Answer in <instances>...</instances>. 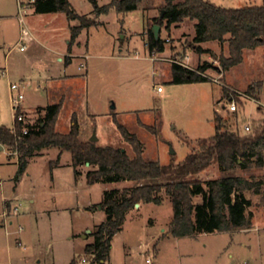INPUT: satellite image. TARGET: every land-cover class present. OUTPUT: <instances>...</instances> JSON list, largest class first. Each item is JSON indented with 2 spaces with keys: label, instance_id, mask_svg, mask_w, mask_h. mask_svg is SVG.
<instances>
[{
  "label": "rangeland",
  "instance_id": "374dc122",
  "mask_svg": "<svg viewBox=\"0 0 264 264\" xmlns=\"http://www.w3.org/2000/svg\"><path fill=\"white\" fill-rule=\"evenodd\" d=\"M20 1L21 8L19 0H0V126L14 129L13 98L19 93L24 96L21 112L33 128L42 123L47 107L62 102L57 132L68 133L75 117L82 140L95 136L99 146L120 148L133 157L116 118L139 139L146 161L168 165L182 162L202 141L210 142L216 133V113L226 129L242 135L253 132L263 118L264 47L245 50L243 62L221 76L219 57L229 55L228 43L209 41L198 51L193 42L195 21L186 19L170 30L166 22H156L164 0H152L144 11L122 15L111 10L100 17L94 16L90 0H69L78 15L96 20L97 25L79 36V56H61L59 61L55 49L61 48L63 37L69 34L66 19L52 25L49 17L36 15L29 0ZM96 1L104 6L111 0ZM208 1L233 9L263 4V0ZM154 26L164 41L165 55L148 51L149 31ZM173 61L193 70L209 64L206 76L210 81L173 84ZM258 81L263 82L259 101L239 96L237 111L231 113L226 92L236 100L234 91L245 94ZM12 85L18 90H12ZM71 162L69 152L44 150L16 182L17 155L7 147L0 151V264H70L71 260L77 264L83 258L89 264H125L129 256L133 264H264V199L261 202V197L250 192L249 211L255 218L249 230L175 238L170 234L171 201L163 194L162 205L145 204L129 215L124 231L114 237L111 260L95 262L85 253V246L93 243L96 227L105 220L101 209L105 191L121 192L135 184L80 181L75 185ZM91 169L79 168L81 172ZM228 175L213 164L183 180L206 186ZM232 175L264 176V168L238 169ZM16 207L17 215L10 216L5 225L2 214ZM159 250L157 260L154 255Z\"/></svg>",
  "mask_w": 264,
  "mask_h": 264
},
{
  "label": "trees",
  "instance_id": "16d2710c",
  "mask_svg": "<svg viewBox=\"0 0 264 264\" xmlns=\"http://www.w3.org/2000/svg\"><path fill=\"white\" fill-rule=\"evenodd\" d=\"M90 1L95 8L94 16L100 17L111 10L122 15L144 11V7L152 0H111L104 6H99L96 0ZM29 4L34 7L36 14L63 13L68 21L79 22V25L70 28L69 50L83 30L97 25L96 20L78 15L69 0H30ZM162 7L156 22H166L168 30L186 19L195 21L193 42L198 51H202L201 44L209 41L228 43L229 55L219 57L217 72L220 75L239 66L244 60L245 50L264 47V0L261 6L238 9L217 7L208 0H164ZM147 47L150 54L165 52L164 41L156 39L151 31ZM209 67V64L204 63L193 70L181 62L173 61L171 82H208L210 79L206 71ZM262 88L263 82H255L245 94L259 101ZM229 93L227 91L226 95L231 101L233 98ZM239 99L237 96L238 104ZM62 105L60 102L47 107L42 123L37 128L26 125L29 130L27 135L22 134L24 125L17 122L15 114L16 132L0 126V145L17 155L16 182L26 172L30 160L40 157L44 150L53 148L59 149L61 154H71L75 177L81 174L78 170L81 166L89 164L94 168L86 174L89 185L134 182L133 187L124 188L121 192L118 189L105 191L101 209L106 218L96 227L93 243L85 247V253L93 256L95 262L109 260L112 240L122 230L127 213L140 203L162 205L163 194L171 201L173 216L170 234L175 238L232 233L252 228L253 214L249 211L252 201L248 199L247 193L261 197L262 202L264 176L232 174L238 169L264 168V115L253 132L242 135L238 131L226 129L223 118L216 113V133L210 142L202 141L197 150L189 153L178 164L161 165L143 158V146L139 139L116 118L114 122L122 137L131 145L133 157L123 149L82 140L75 117L68 133L57 132L55 125ZM153 132L156 134L155 130ZM213 164H218L220 170L229 175L208 181L206 186L200 181L183 180L202 173ZM70 264H75V261Z\"/></svg>",
  "mask_w": 264,
  "mask_h": 264
},
{
  "label": "crops",
  "instance_id": "0c3cea01",
  "mask_svg": "<svg viewBox=\"0 0 264 264\" xmlns=\"http://www.w3.org/2000/svg\"><path fill=\"white\" fill-rule=\"evenodd\" d=\"M36 15H39V16H44V17H49V22H52V25H54V24H56V22H58V20L59 19H66V21H67V23H66V25L68 26V32H69V34L68 33H66L65 34V36L63 37V42H62V46H61V48H58V49H55V53H56V57L58 58V60L59 61H61L62 60V58H61V56H65V57H76V56H79V54H80V51H81V49H82V47H81V45L79 44L80 43V41H79V37L76 39L77 40V43H76V45L74 46V47H72L71 48V50H69V44H70V37H71V31H70V28L72 27V25H71V22L70 21H68V19H67V17L65 16V14H63V13H51V14H36ZM62 15H64L65 16V18L62 16ZM52 17V18H51ZM84 31V30H83ZM30 34H32L31 32H30ZM81 34H82V32H81ZM80 34V35H81ZM33 35V34H32ZM79 35V36H80ZM67 42V46H66V43ZM143 45H144V41H143ZM76 47H78V50H77V48ZM69 53V54H68ZM167 53V51L166 52H163V53H161V55H165ZM68 63L69 64H71L72 63V61H68ZM222 76V75H221ZM26 125H29V124H26ZM4 148V147H3ZM32 160H30V162H31ZM30 162H29V164H30ZM71 165H72V162H71ZM85 167H90V166H87V165H85ZM72 168H73V166H72ZM80 168V167H79ZM79 170V169H78ZM91 170H94V168H92ZM88 171H90V170H87V172ZM79 172L81 173L78 177H75V174H74V168H73V176H74V184L75 185H77L78 184V182H80V181H86L87 182V179H86V174H87V172H81L80 170H79ZM19 181V180H18ZM17 181V182H18ZM88 184V183H87ZM89 185V184H88ZM125 188H127V187H125ZM124 189V188H123ZM248 199H250V198H248ZM251 200V199H250ZM257 203H258V201H257ZM260 203H258V205H259ZM145 205V203H140L139 204V206L138 207H136L135 206V208L134 209H132V210H130L128 213H127V215H126V219H125V223H124V225H123V228H122V230L119 232V233H122L123 231H124V229H125V224H126V221H127V219H128V217H129V215H131V216H133L135 213L134 212H137L138 210H140L143 206ZM149 205H154V204H149ZM105 218H106V216H105ZM255 218V214H254V217H253V219ZM102 223V222H101ZM100 223V224H101ZM99 224V225H100ZM158 223L157 222H155V224L154 225H157ZM162 225V224H161ZM160 225V226H161ZM252 225H253V221H252ZM118 233V234H119ZM113 240H114V238H113ZM113 240H112V243H111V249H110V256H109V261L111 260V255H112V250H113ZM86 247V246H85ZM142 248H145L144 246H142ZM159 249V248H158ZM152 250V249H151ZM127 256H129V254H127ZM154 256H156V259L158 260V257L160 256V250L158 251V253L156 254V255H154ZM72 262V260L70 261V263ZM134 262H133V260H131V258H130V256L128 257V259H126V262H125V264H133Z\"/></svg>",
  "mask_w": 264,
  "mask_h": 264
},
{
  "label": "built area",
  "instance_id": "2783aa9c",
  "mask_svg": "<svg viewBox=\"0 0 264 264\" xmlns=\"http://www.w3.org/2000/svg\"><path fill=\"white\" fill-rule=\"evenodd\" d=\"M29 3H30V0H29ZM22 5H23V3H21V1L19 0V6H20V8L22 7ZM23 50H24V47L21 48V51H23ZM155 53L156 52H154L153 55ZM184 66H186V65H184ZM186 67H188V66H186ZM11 89L12 90H18V86L17 85H12L11 86ZM158 91L160 92L161 91V88H158ZM234 92L236 94H238V96H242V97H246V98L252 99L249 96H247L246 94H241V93H239L237 91H234ZM23 100H24V96L21 93H19L15 98H13V104H14V110H15V112L17 114V122L18 123H22L24 125V127L22 129V134L23 135H27L29 130L26 127V124L27 123H26V120H25V116L21 112V104H22V101ZM252 100H254V99H252ZM227 108H228V110L231 113L236 112L237 111V102H236V100L235 99H232L231 101H229ZM245 130L247 132H249L250 131V127L249 126H246ZM13 132L14 133L16 132L15 127L13 129ZM1 184H2V180H0V186H1ZM17 213H18V208L17 207L16 208H12L10 210V213H9V210L6 209L4 211V213L2 214V217L4 219L5 225L9 222L8 221L9 217L10 216H15V215H17ZM147 262H149V260ZM77 264H89V263H88V261L85 258H83Z\"/></svg>",
  "mask_w": 264,
  "mask_h": 264
},
{
  "label": "water",
  "instance_id": "95a60500",
  "mask_svg": "<svg viewBox=\"0 0 264 264\" xmlns=\"http://www.w3.org/2000/svg\"><path fill=\"white\" fill-rule=\"evenodd\" d=\"M152 33H153V35H154V37L156 38V39H158L159 38V28H158V26H154V28L152 29ZM90 142H92V143H97L98 142V139L95 137V136H93L90 140H89ZM1 150H3V146H1L0 145V151ZM172 153L174 154V152L172 151ZM87 166H90L89 164H86ZM139 206V204H137L136 205V207H138ZM90 232H88V234H89Z\"/></svg>",
  "mask_w": 264,
  "mask_h": 264
}]
</instances>
